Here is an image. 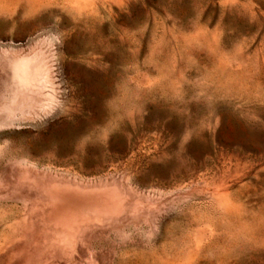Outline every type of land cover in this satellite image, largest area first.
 Listing matches in <instances>:
<instances>
[{"label":"rangeland","instance_id":"obj_1","mask_svg":"<svg viewBox=\"0 0 264 264\" xmlns=\"http://www.w3.org/2000/svg\"><path fill=\"white\" fill-rule=\"evenodd\" d=\"M0 264H264V0H0Z\"/></svg>","mask_w":264,"mask_h":264}]
</instances>
